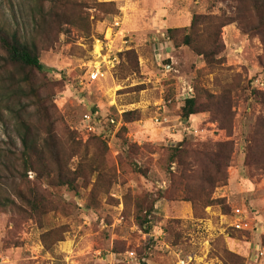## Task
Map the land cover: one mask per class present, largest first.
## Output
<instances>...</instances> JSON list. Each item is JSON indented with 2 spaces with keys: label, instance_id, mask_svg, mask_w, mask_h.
Wrapping results in <instances>:
<instances>
[{
  "label": "rangeland",
  "instance_id": "rangeland-1",
  "mask_svg": "<svg viewBox=\"0 0 264 264\" xmlns=\"http://www.w3.org/2000/svg\"><path fill=\"white\" fill-rule=\"evenodd\" d=\"M99 1L115 2L120 13L95 14L91 9L90 36L67 28L52 47L41 51L40 59L47 78L56 83L54 101L63 123L83 143L93 133H104L107 169L110 174L116 171V176L110 188L104 186L98 193L97 206H88L92 185L82 187L81 196L63 190L70 211L46 218L45 226L29 220L18 228L10 214L0 212V264H139L141 260L179 264L180 259L187 264H233L223 260L225 250L242 258L239 264H264V168H252L245 162L253 127L264 113L262 105L251 98L253 89L264 91L262 37L244 32L237 22L222 29V65L240 76L242 86L234 94L236 115L228 135L208 112L187 120L180 116L184 100L196 95V85L212 88L215 74L189 47L174 46L167 30L188 27L196 13L230 10L229 1ZM31 5V0H0V19L14 23L15 13L29 29ZM127 50L136 52L140 70L120 81L115 70ZM99 64L100 78L92 81L91 72ZM93 107L102 121L94 122L90 131L84 128L83 115ZM133 110L140 111V118L125 122L122 114ZM123 126L128 129L127 141L141 146L134 158L150 168L147 176L124 162L128 153L117 136ZM8 139L0 121L2 147H7ZM185 139L187 146L233 141L228 181L214 193L226 200L230 212L210 206L205 215L200 211L198 216L191 202L159 198L149 216L152 228L141 226L138 205L142 202L145 209L146 199L157 198L171 184L169 172L161 165V152ZM29 175L35 179L34 172ZM237 208L244 212L247 232L234 225ZM61 224L67 226L65 240L46 249L42 233Z\"/></svg>",
  "mask_w": 264,
  "mask_h": 264
},
{
  "label": "trees",
  "instance_id": "trees-1",
  "mask_svg": "<svg viewBox=\"0 0 264 264\" xmlns=\"http://www.w3.org/2000/svg\"><path fill=\"white\" fill-rule=\"evenodd\" d=\"M224 1H229L230 10L224 9L219 14L196 13L188 27L170 28L167 33L174 46L189 47L215 74L212 88L196 85V95L184 100L180 116L187 120L193 114L208 112L213 121L231 135L236 115L234 94L242 86L240 76L222 65L225 49L222 29L237 22L244 32L260 34L264 42V0ZM31 2L29 29L17 20L15 13L12 14L14 23L0 19V121L9 138L7 147H2L4 140H0V212L10 214L18 228L25 221L43 224L50 216L68 213L70 208L63 196L65 189L81 196L82 187L92 185L88 206H97L98 193L104 186L110 188L116 176V171L110 174L107 169L108 147L104 133H93L83 143L77 139V132L63 123L54 101L56 83L47 78L40 54L43 49L52 47L67 28L74 27L90 36L91 9L103 15H117L120 10L115 2L99 0ZM121 58L115 70L120 81L140 70L134 50L121 53ZM251 98L264 110V91L253 89ZM92 111L97 116L95 123H101L99 111L94 107ZM122 116L125 122H133L141 113L133 110ZM127 131L123 126L117 134L124 152L128 153L124 162L134 172L147 176L150 168L141 166L134 158L141 146L127 141ZM186 143H189L187 139L161 152V165L169 172L171 184L157 198L146 199L145 209L142 202L138 205L136 215L141 226L146 224L147 228H152L149 216L155 211V201L159 198L191 202L198 216L200 211L205 215L210 206L230 212L226 200L214 197V193L228 181L233 141L199 142L196 146ZM245 162L252 168H264V113L253 127ZM173 165L175 170H172ZM30 172L35 173L34 180L30 179ZM93 177L95 182H92ZM238 230L247 232V229ZM67 231L64 224L46 230L41 235L44 247L51 249L65 240ZM224 252V261L230 260L233 264L242 261L238 255ZM139 264L149 263L141 260Z\"/></svg>",
  "mask_w": 264,
  "mask_h": 264
},
{
  "label": "built area",
  "instance_id": "built-area-1",
  "mask_svg": "<svg viewBox=\"0 0 264 264\" xmlns=\"http://www.w3.org/2000/svg\"><path fill=\"white\" fill-rule=\"evenodd\" d=\"M101 73H102V68H101V64H99L91 72V75H90L91 80L95 81V80L99 79ZM96 118H97V116L92 110L84 113L83 122L87 123L84 128H86V129H88L90 131H93L94 130L93 125H94V122H95ZM110 121H111V123L116 124L115 118H111ZM235 214H236V217H237V220L235 221V224H234L235 227L238 228V229H246L247 227H246V225L243 222L242 215L244 214V212L242 211V209L241 208H237L235 210ZM179 264H187V263H186L185 259H180Z\"/></svg>",
  "mask_w": 264,
  "mask_h": 264
}]
</instances>
